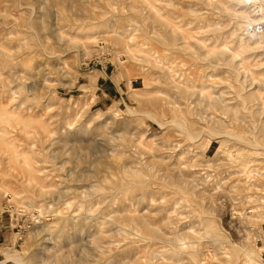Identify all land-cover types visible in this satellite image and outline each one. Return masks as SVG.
Returning <instances> with one entry per match:
<instances>
[{
	"label": "rangeland",
	"instance_id": "374dc122",
	"mask_svg": "<svg viewBox=\"0 0 264 264\" xmlns=\"http://www.w3.org/2000/svg\"><path fill=\"white\" fill-rule=\"evenodd\" d=\"M248 11L0 0V264H264Z\"/></svg>",
	"mask_w": 264,
	"mask_h": 264
},
{
	"label": "bare ground",
	"instance_id": "6f19581e",
	"mask_svg": "<svg viewBox=\"0 0 264 264\" xmlns=\"http://www.w3.org/2000/svg\"><path fill=\"white\" fill-rule=\"evenodd\" d=\"M239 1H242L243 3L248 5V7L250 9V12L248 11V15H249L248 16V18H249L248 22L249 23L247 24L246 32L250 36H264V33H254L251 31L258 24L264 25V5H263L264 0H239ZM182 244H183V242H182ZM185 244H183V245H185ZM180 246H182V245L180 244Z\"/></svg>",
	"mask_w": 264,
	"mask_h": 264
},
{
	"label": "built area",
	"instance_id": "2783aa9c",
	"mask_svg": "<svg viewBox=\"0 0 264 264\" xmlns=\"http://www.w3.org/2000/svg\"><path fill=\"white\" fill-rule=\"evenodd\" d=\"M252 29V28H251ZM254 33H264V25H256L254 29L251 30Z\"/></svg>",
	"mask_w": 264,
	"mask_h": 264
},
{
	"label": "crops",
	"instance_id": "0c3cea01",
	"mask_svg": "<svg viewBox=\"0 0 264 264\" xmlns=\"http://www.w3.org/2000/svg\"><path fill=\"white\" fill-rule=\"evenodd\" d=\"M0 227H1V220H0ZM264 235V234H263ZM0 246H1V243H0Z\"/></svg>",
	"mask_w": 264,
	"mask_h": 264
}]
</instances>
